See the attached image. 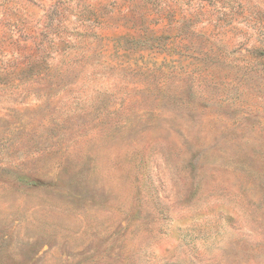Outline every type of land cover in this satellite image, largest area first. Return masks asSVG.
Masks as SVG:
<instances>
[{"label":"rangeland","instance_id":"1","mask_svg":"<svg viewBox=\"0 0 264 264\" xmlns=\"http://www.w3.org/2000/svg\"><path fill=\"white\" fill-rule=\"evenodd\" d=\"M0 264H264V0H0Z\"/></svg>","mask_w":264,"mask_h":264}]
</instances>
